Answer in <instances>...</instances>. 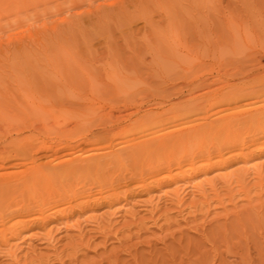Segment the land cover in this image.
<instances>
[{
	"label": "rangeland",
	"instance_id": "374dc122",
	"mask_svg": "<svg viewBox=\"0 0 264 264\" xmlns=\"http://www.w3.org/2000/svg\"><path fill=\"white\" fill-rule=\"evenodd\" d=\"M263 105L264 0H0L3 145L188 132L173 152L148 146L140 177L112 196L9 219L0 264H264V116L246 117ZM226 136L245 138V154L205 159Z\"/></svg>",
	"mask_w": 264,
	"mask_h": 264
},
{
	"label": "bare ground",
	"instance_id": "6f19581e",
	"mask_svg": "<svg viewBox=\"0 0 264 264\" xmlns=\"http://www.w3.org/2000/svg\"><path fill=\"white\" fill-rule=\"evenodd\" d=\"M215 99L210 100L212 101V106L216 104L223 106L218 112L225 111L228 108V102L231 100L223 95H218ZM127 108H129L128 105L125 106V110ZM32 109L34 111H47L45 106L40 104H33ZM128 114L130 115L131 113ZM146 116H148V112H146ZM262 116H264V105L261 106V109L248 111L246 115L249 120L260 119ZM103 129L105 130V128ZM183 130L179 128L176 131L172 129V132H162V134L153 136L149 142L148 133H145L113 144L112 140H110L112 139L111 137L107 139L109 136L107 132L102 133L103 138H101L97 130L88 128L80 130L83 132L71 138L64 135L65 137H60L55 140L51 138L50 141L40 139L39 141L33 142L34 139L30 144L18 150L9 148L8 143L15 142L14 138H11L4 145L2 144L3 140L0 141V145L2 144L0 146V226L5 227L6 222L11 218H21L17 219V223L24 224L27 222L45 221L50 211L62 212L64 207H60V205L65 202L70 203V200L76 197H82L84 199L79 203L81 205H85L89 199H96L98 196L100 198H106V195H102L104 186L105 188L107 187L106 191H111L110 196L114 195L115 193L113 191L118 189L121 184L123 185L125 183L127 185L128 182H132L140 177V171L137 169L139 164L136 159L140 156L139 162H141L147 156L148 146L152 151L167 148L173 152L172 147L175 150L177 140L182 141L183 139H188L184 136L188 132L186 129L185 131ZM244 139L235 136H226L223 142H217L210 149L206 148L207 153L204 151L206 158L204 154L203 157L209 159L217 156L221 159L224 151H235L238 155H244V149L246 147ZM171 143L173 144L171 145ZM115 145L120 146L115 148ZM184 146L187 147L186 145ZM178 149L180 150V147ZM184 156L187 159L186 150H184V154L182 152L181 157H178L176 164L180 165L183 162ZM194 156L195 154L192 159H195ZM43 157L46 158L45 161L37 162V159ZM223 160L224 158L221 159V161ZM171 161L166 157L158 163L156 169L169 168ZM21 165L25 166V168L20 178L15 181H9L3 178L8 173V170ZM115 168L125 171L128 173V176L124 173L113 176L116 171ZM96 175L97 177L94 178ZM121 178L122 182L120 180ZM76 180H78V188L80 191H76L74 188ZM93 186L98 187L96 192L92 190ZM66 190L68 192H65ZM15 198H19L20 200L12 204L11 201H14ZM2 229L0 228V230Z\"/></svg>",
	"mask_w": 264,
	"mask_h": 264
}]
</instances>
